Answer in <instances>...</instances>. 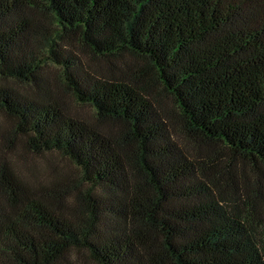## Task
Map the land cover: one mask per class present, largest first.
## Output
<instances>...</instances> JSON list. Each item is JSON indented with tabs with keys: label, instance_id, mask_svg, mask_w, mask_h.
Wrapping results in <instances>:
<instances>
[{
	"label": "trees",
	"instance_id": "obj_1",
	"mask_svg": "<svg viewBox=\"0 0 264 264\" xmlns=\"http://www.w3.org/2000/svg\"><path fill=\"white\" fill-rule=\"evenodd\" d=\"M0 113V264H264V0H0Z\"/></svg>",
	"mask_w": 264,
	"mask_h": 264
},
{
	"label": "rangeland",
	"instance_id": "obj_2",
	"mask_svg": "<svg viewBox=\"0 0 264 264\" xmlns=\"http://www.w3.org/2000/svg\"><path fill=\"white\" fill-rule=\"evenodd\" d=\"M69 102L72 111L92 115L91 106L75 103L71 99ZM164 103L170 110H175L170 98L166 97ZM12 125V119L0 113V158L13 165L21 176L36 183H47L57 176H79L80 167L61 152L50 150L37 153L29 149L24 143L25 136L11 132ZM73 256L74 264H94L84 252L76 251Z\"/></svg>",
	"mask_w": 264,
	"mask_h": 264
}]
</instances>
